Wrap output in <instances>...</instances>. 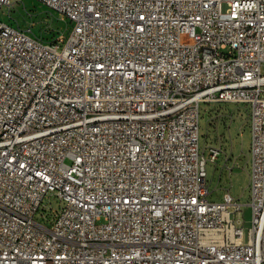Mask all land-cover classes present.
<instances>
[{
	"label": "built area",
	"instance_id": "2783aa9c",
	"mask_svg": "<svg viewBox=\"0 0 264 264\" xmlns=\"http://www.w3.org/2000/svg\"><path fill=\"white\" fill-rule=\"evenodd\" d=\"M34 1L70 31L0 0V264H264V0ZM202 103L251 106L247 230Z\"/></svg>",
	"mask_w": 264,
	"mask_h": 264
},
{
	"label": "rangeland",
	"instance_id": "374dc122",
	"mask_svg": "<svg viewBox=\"0 0 264 264\" xmlns=\"http://www.w3.org/2000/svg\"><path fill=\"white\" fill-rule=\"evenodd\" d=\"M14 22L44 42L65 40L70 31L68 22L57 12L34 0H12ZM8 11V10H5ZM9 22V17H4ZM250 104H205L200 107V146H221L222 154L213 163L208 161L207 180L210 202H221L225 193L242 204L241 219L247 230L251 220L250 162L252 128ZM206 158H209L206 152ZM228 159V160H227ZM47 202V201H46ZM53 209L60 202L52 198Z\"/></svg>",
	"mask_w": 264,
	"mask_h": 264
}]
</instances>
